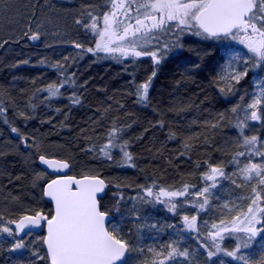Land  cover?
<instances>
[{
	"label": "snow or ice",
	"instance_id": "obj_1",
	"mask_svg": "<svg viewBox=\"0 0 264 264\" xmlns=\"http://www.w3.org/2000/svg\"><path fill=\"white\" fill-rule=\"evenodd\" d=\"M9 2L0 0V5L6 7ZM105 6L108 10L99 15L94 14V9L84 13L90 22L84 23L83 27L98 37L95 46L85 48L80 43L73 44L81 49V56L85 53L97 56L104 53L107 58L120 63L128 58L132 63L142 57L150 58L153 66L151 74L135 85L134 94L140 104L149 102V90L158 67L170 53L185 47L182 37L186 34L204 41H235L247 50L246 57L240 52H233L228 57L226 71L217 81L218 85H224L220 91L225 95L235 94V85L248 75L250 68L264 66V0H107ZM76 23L81 24L82 21L77 20ZM40 38L39 31L30 36L34 41ZM52 67L61 73L64 71V65L60 62ZM68 83H74V80L65 77L59 84L52 83L38 91L47 92L49 98L57 97L61 94L60 89ZM240 100L243 102L244 97L241 96ZM70 101L76 105L80 103V98L73 95ZM230 111L233 114L243 112V117L237 116L235 123L240 132L239 148L243 150L237 151L229 161L235 166L233 173L227 174L222 164H208L207 171L202 173L201 178L205 182L202 187L182 183L179 188H174L153 182L149 186L138 185L140 191L137 195L127 198L141 205L164 204L173 213L177 210L178 202L191 204L196 214L183 215L181 228L174 224L158 226L148 223V217L133 203L127 210L132 227L123 231L121 223H113L112 217L119 214L121 220L124 219L121 207L125 201L124 193L114 194L115 203L111 208H106L102 206L101 199L108 184L99 175L85 174L79 179L75 176H58L46 182L42 195L54 202L50 214L42 209H32L29 210L31 214L16 219L5 220L0 215V237L12 238L9 251L22 252L30 245L21 233L31 235L34 230L44 228L46 234L39 242L46 248L49 264H195L193 252L187 247L181 248L182 233L189 232L195 233L198 249L205 252L206 264H225L222 257L231 258L238 264H253L250 250L254 245L259 255L256 264H264V141L257 135H244L250 122H261L264 126V79L258 81L249 103H238ZM3 112L5 109L0 107V114ZM20 115L30 118L25 113ZM225 119V114L219 113L216 123H207L210 128H218ZM123 130L114 125L107 134V143L99 148V152L102 158L113 161L112 149H119L121 159L114 163L135 167L133 155L127 150L128 142H120L118 133ZM11 131L17 133L19 129L13 127ZM169 138H175V134ZM191 147L187 141L184 143L186 150ZM39 160L54 171L70 166L65 160L49 159L44 155H40ZM233 177L241 179L243 184H237ZM36 179H42V176ZM221 180H231L237 187L251 184V195L242 198L249 203L246 210L237 211L239 205L230 206L225 202L222 209L228 213L235 211L236 214L230 219L221 218L211 224L204 221L207 230L201 235L199 214L211 207L213 190ZM115 187L120 189L121 185L115 184ZM177 198L183 200L178 201ZM165 228L175 229L177 239L162 245L142 244L141 233L144 229L156 230L159 234ZM226 239L233 241L230 249L224 246ZM33 255L44 259L38 252H33Z\"/></svg>",
	"mask_w": 264,
	"mask_h": 264
},
{
	"label": "trees",
	"instance_id": "obj_2",
	"mask_svg": "<svg viewBox=\"0 0 264 264\" xmlns=\"http://www.w3.org/2000/svg\"><path fill=\"white\" fill-rule=\"evenodd\" d=\"M11 5V9H15L14 4ZM102 7L100 13L106 8ZM28 33L19 40L8 37L0 43V107L5 109L0 114L5 128L0 137V215L5 220L30 214L32 209L51 213L52 206L42 195L43 185L50 177L37 163L40 154L68 160L77 176L96 172L107 177L112 183H109L107 194L101 199L102 206L106 208L115 203L114 194L125 189L139 191L137 186H132L136 183L149 186L155 182L174 188L187 183L199 188L204 186L201 177L208 164H222L227 174L236 170L229 161L237 151L243 150L239 148L240 132L235 127L237 116L242 118L243 112L233 114L230 110L238 103L250 102L253 94L251 80L257 74L264 77V66L258 70L251 68L248 75L235 85V94L225 95L220 91L224 85L217 83L222 74L219 63L222 57L218 49L199 54L191 61L187 60L188 55H171L157 69L149 91V102L140 104L134 93L135 85L143 76L142 65L125 66L124 62L107 58L104 53L99 56L85 53V56L91 57V66L81 71L80 75V64L69 62V69L77 66L72 80H76L78 75L82 78L78 93H62L52 99L47 92L38 90L46 88L49 82L59 77L64 78L67 68L64 65L61 73L52 67L57 61L48 54L46 59L43 58L44 55L40 54L41 40L36 43L30 39L31 28ZM89 35H80L86 39L84 45L82 43L85 48L94 47ZM74 49L80 53L81 49L75 46ZM33 55L35 59L30 58ZM120 67L121 73L118 71ZM148 71L150 75L151 66ZM75 83L78 86V82ZM73 95L80 98L79 104L71 103ZM241 96L244 97L243 102ZM20 113L30 118L26 119ZM219 113L225 114V121L218 128H210L207 122L216 123ZM114 125L124 129L118 133L120 142H128L127 150L133 155L135 167L114 163L121 159L119 149H112L113 161L102 158L99 148L107 143V134ZM13 127L19 132H12ZM173 133L175 138L170 139ZM244 135H257L262 139L264 126L261 122H250ZM189 137L192 139H187ZM186 141L192 145L190 150L184 148ZM240 159L244 162L243 157ZM37 176H42V179L37 180ZM233 179L237 184H243L241 179ZM120 183L122 190L119 191L115 184ZM217 186L232 188L233 199L228 198L232 203L238 204L241 195H251V184L237 187L231 180H221ZM235 195L238 196L236 199ZM164 211L170 216L175 213L170 212L167 206ZM114 217L113 223H117V214ZM129 227L126 225L122 229L126 232ZM156 238L166 237L152 231L148 239L152 244L160 245ZM250 252L254 257L253 264H256L254 259L258 261L259 255L255 245ZM225 259L229 264H238L230 258ZM7 260V255L0 248V264ZM21 264L34 262L24 261ZM44 264H48L46 254Z\"/></svg>",
	"mask_w": 264,
	"mask_h": 264
},
{
	"label": "rangeland",
	"instance_id": "obj_3",
	"mask_svg": "<svg viewBox=\"0 0 264 264\" xmlns=\"http://www.w3.org/2000/svg\"><path fill=\"white\" fill-rule=\"evenodd\" d=\"M100 3H103L100 6ZM107 0H10L8 3L9 6L5 7L4 5H0V38L3 34H6L4 38H10L19 40L23 35H29V29L31 28L33 32L39 31L41 33V51L40 54L44 55L43 58L46 59L48 54L53 60L55 59L57 62L60 61L61 64L65 65L67 69L64 71V78L73 76L74 71H77L76 68L69 69L70 64L69 62L77 61L79 65L78 74L80 75L81 71L85 70V68H89L91 66V57L82 56L78 53V50L74 49L73 42L80 43L84 45L86 39L80 37L81 33L83 34H90L89 37L93 41V46H95V41L98 38L94 33L85 29L83 27L84 23H89V19L86 15H84L86 10L94 9V14L99 15V10L102 9L103 5L105 6ZM11 4H14L15 9H11ZM11 5V6H10ZM10 7V8H9ZM15 10V11H14ZM107 7L105 11H107ZM104 11V10H103ZM102 11V12H103ZM11 14V15H10ZM81 20V24H77L76 21ZM3 24V25H2ZM2 31V32H1ZM27 33V34H26ZM34 42H38L37 40ZM182 42L185 47L182 50L174 51L168 55H188L187 60L191 61L194 57H198V55L203 54L204 52H209L218 49V54L221 58L219 61L220 68L223 71H226V65L228 61V57L233 52H240L245 55H248L247 50L244 48L243 45L235 41H204L201 38L196 37L191 34H186L182 37ZM4 45V44H3ZM44 48V51H42ZM35 50V54H37ZM34 54V52H33ZM39 54V55H40ZM38 55V56H39ZM30 57V56H29ZM33 57V58H32ZM30 57L31 59H35V55ZM65 57L68 59L65 60ZM166 60V59H165ZM0 61H1V54H0ZM197 61V59H196ZM54 63V62H52ZM125 66H132L137 65L138 63L142 65V78L139 83H142L148 76V67L151 66V71L153 70V66L151 63L150 58L142 57L136 61V63H132L131 58L124 60ZM162 64V63H161ZM77 65V64H75ZM84 68V69H83ZM251 69V68H250ZM249 69V70H250ZM256 69V68H255ZM259 68H257L258 70ZM118 71L121 73L122 68L120 67ZM74 80V83L65 84L63 88L60 89V95L64 93L65 95H69L71 93L77 94L78 87L80 80L82 79L79 76ZM64 78H57L56 81H51L49 84L56 83L59 84ZM245 78V77H244ZM243 78V79H244ZM72 79V78H71ZM242 79V80H243ZM264 79L263 76L257 74L251 80L252 90L253 93L256 91V85L259 80ZM75 82H78V86ZM153 84V83H152ZM151 84V87H152ZM150 87V88H151ZM150 91V90H149ZM53 97L52 99L58 98ZM251 100V99H250ZM1 119V118H0ZM5 131L4 125L2 121H0V137L3 136ZM264 141V138L261 139ZM30 148V147H29ZM28 148V149H29ZM259 160V159H258ZM100 173V171H98ZM92 175H97V173H93ZM105 178V177H104ZM108 182L109 179L105 178ZM38 180V179H37ZM117 181V180H116ZM121 185V183H120ZM139 183L133 184L132 186H138ZM123 186V185H122ZM119 191L122 190V187L118 189ZM130 189L124 190L125 201L122 204V211L124 213V219L121 220L119 214H117V222L121 223V226H130L132 227V220L131 217L128 215V209L132 207L133 203H136L138 207H140L141 212L143 215L148 217V223H156L158 226H163L167 224H174L177 228H181L182 220L181 217L183 215H194L196 214L195 210L192 208L191 204H180L178 202L177 210L174 215H169V213L165 212L166 205L164 204H148V205H141L138 201L135 200H128V197H135L137 193L140 191H135ZM123 191V190H122ZM232 188H221V186H217L213 190V198H211V207L206 212H201L199 214L198 220V227L200 234L203 235L206 232V228L204 227V221H207L209 224L213 222H218L221 218H228L230 219L232 215H235L236 212L228 213L222 209V205L225 202H228L230 206L237 203H232L230 199L233 196L231 195ZM238 196L235 195L234 199ZM245 198V196L241 195V200H238L239 210H246L249 201ZM163 199V198H162ZM181 201V198L177 199ZM215 204V207H214ZM169 215V216H168ZM214 216V217H213ZM213 217V218H212ZM176 218V220H175ZM128 228L126 229V231ZM157 232L156 230H148L144 229L141 233L142 235V244L144 246H151L156 245V243L152 244L151 239H148L151 232ZM175 229L165 228L164 231L159 232V236H165L164 239L156 240L159 242L158 244L162 245L167 243L170 240L177 239L175 235ZM183 239L181 241V248L187 247L191 252H193V257L195 258V264H206V255L203 249H198V241L195 238V233L184 232L182 233ZM43 236L40 235H26L24 238L25 242L30 246L23 250L22 252H13L9 251L12 243L11 237H0V248L3 250L4 254L7 255L8 260L1 264H21V262L29 261L34 262V264H44L45 262V252L43 250V244L40 243V238ZM158 237V236H157ZM260 239V238H258ZM227 244V245H226ZM224 246L228 247L229 249L233 246L232 240H225ZM198 249V250H197ZM33 252H38L40 256H43L44 259H38L37 256L33 255ZM225 260V264H229L226 262L225 257H222ZM227 258V257H226ZM254 258V257H253ZM228 259V258H227ZM231 259V258H230ZM213 260H217V258H213ZM256 262L257 260L254 259ZM211 264V262H208Z\"/></svg>",
	"mask_w": 264,
	"mask_h": 264
},
{
	"label": "water",
	"instance_id": "obj_4",
	"mask_svg": "<svg viewBox=\"0 0 264 264\" xmlns=\"http://www.w3.org/2000/svg\"><path fill=\"white\" fill-rule=\"evenodd\" d=\"M41 155H44V154H41ZM39 156H40V155H39ZM39 156H38V158H37V163H38V165L40 166L41 169H43V170H44L45 172H47L49 175L53 176L52 179H56L58 176H75V175L72 174V165H71V163H70L69 161L65 160V161H67V162L69 163V165H70L69 168H67V169H62V170H59V171H54V170L48 168L47 165H44V164L39 160ZM44 156H46V157L49 158V159L64 160V159H59V158H57V157H50V156H47V155H44ZM99 176H100V175H99ZM75 177H76L77 179H79V178H81L82 176H75ZM100 178H101V179H104L102 176H100ZM52 179H51V180H52ZM104 180H105V179H104ZM49 181H50V180H49ZM105 181H106V180H105ZM106 183H107V181H106ZM107 184H108V183H107ZM45 185H46V183H45ZM45 185H44V187H45ZM44 187H43V189H44ZM107 190H108V186L106 187L104 193L102 194V198L107 194ZM43 198H44L45 201L51 203V205H52V209H53V208H54V202H52V201H51L49 198H47V197H44V196H43ZM113 218H114V217H112V220H113ZM33 232H34V233H44V234H46L44 228L36 229V230H34ZM21 236L24 237V236H26V235H25L24 233H21ZM44 249H45V251H46L45 246H44ZM46 253H47V252H46Z\"/></svg>",
	"mask_w": 264,
	"mask_h": 264
}]
</instances>
